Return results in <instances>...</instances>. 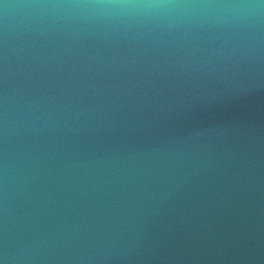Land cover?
Wrapping results in <instances>:
<instances>
[{
    "label": "water",
    "instance_id": "water-1",
    "mask_svg": "<svg viewBox=\"0 0 264 264\" xmlns=\"http://www.w3.org/2000/svg\"><path fill=\"white\" fill-rule=\"evenodd\" d=\"M0 264H264V0H0Z\"/></svg>",
    "mask_w": 264,
    "mask_h": 264
}]
</instances>
